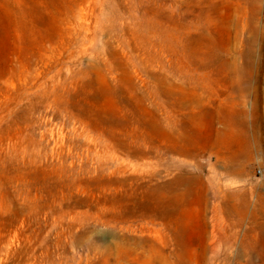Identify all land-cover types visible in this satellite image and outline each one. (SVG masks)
Instances as JSON below:
<instances>
[{
	"label": "rangeland",
	"instance_id": "rangeland-1",
	"mask_svg": "<svg viewBox=\"0 0 264 264\" xmlns=\"http://www.w3.org/2000/svg\"><path fill=\"white\" fill-rule=\"evenodd\" d=\"M0 264H264V0H0Z\"/></svg>",
	"mask_w": 264,
	"mask_h": 264
},
{
	"label": "bare ground",
	"instance_id": "bare-ground-1",
	"mask_svg": "<svg viewBox=\"0 0 264 264\" xmlns=\"http://www.w3.org/2000/svg\"><path fill=\"white\" fill-rule=\"evenodd\" d=\"M226 168H228V167H226ZM238 168V167H237ZM231 169V168H230ZM232 169H234V168H232ZM235 171V170H234ZM239 171V170H238ZM232 172V171H231Z\"/></svg>",
	"mask_w": 264,
	"mask_h": 264
}]
</instances>
